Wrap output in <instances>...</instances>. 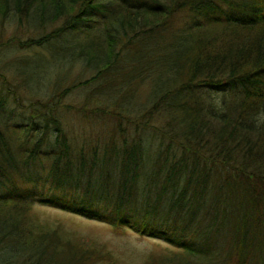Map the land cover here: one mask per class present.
Listing matches in <instances>:
<instances>
[{
	"label": "trees",
	"instance_id": "1",
	"mask_svg": "<svg viewBox=\"0 0 264 264\" xmlns=\"http://www.w3.org/2000/svg\"><path fill=\"white\" fill-rule=\"evenodd\" d=\"M91 82L74 109L111 133L86 151L60 110ZM33 193L165 239L145 264H264V0H0V264H115Z\"/></svg>",
	"mask_w": 264,
	"mask_h": 264
},
{
	"label": "rangeland",
	"instance_id": "2",
	"mask_svg": "<svg viewBox=\"0 0 264 264\" xmlns=\"http://www.w3.org/2000/svg\"><path fill=\"white\" fill-rule=\"evenodd\" d=\"M15 27L16 25L14 23H11L5 29L4 36H10L11 34H13ZM16 34L22 35L21 38H24L26 36L19 33ZM33 50H36L38 52L43 51V54L46 53L43 48L38 46L33 47ZM8 53L9 52H6L5 55H7ZM40 66L44 68V63H40ZM54 66L55 64L51 65L50 67L53 68ZM67 67V63L64 62V64H62L61 67H59L56 71L63 72L65 70V72H67ZM77 67L78 66L76 65V63H74L71 71L68 72L70 76H73V73L76 71ZM39 72L40 70L33 78V80H30V86H35V81L38 79V77L43 76V78H45V72L43 71V73L41 74H39ZM90 75V71H85L81 73L80 79L82 80L89 77ZM41 84L44 87V81H42ZM66 84L67 83H64L63 85ZM93 85V82H91L89 86H87V88H82L79 91H75L73 95L65 96L62 103L67 105V107H62V109L60 110L61 124L64 131L67 133V137L70 143L74 146L75 144H77L78 147H82L86 151H90L93 148L99 150L102 145L101 142L104 141L106 135L111 133L110 128H108L106 123L101 119H97L91 116L89 113H86L85 116H82L80 112L74 109L80 104L79 102L81 101L83 94L88 91ZM42 86L41 89H43ZM43 91L44 94H46V90L43 89ZM139 92L140 96L138 97L139 101L141 102L143 101L144 96L147 92ZM221 95L222 91L218 95L217 102H219V98ZM25 104L26 102H23L20 107L25 106ZM13 105L15 106V104ZM12 108L16 107L12 106ZM18 112L19 110L15 109L14 113L17 114ZM6 115L7 117L8 115L11 116V110L10 112H6ZM151 124H153L155 129H149L146 133L149 134L151 138L157 139L159 137V131L156 129L160 128V126L162 125V121H152ZM129 128L130 129L128 130V134L131 135L130 131L132 128ZM114 137L116 139L119 137L117 132H114ZM199 144L202 146L203 141L201 140ZM58 196L59 195H56L57 200H59ZM67 198L68 200H73L72 196H67ZM30 199H32V205L34 208L33 212L37 213L41 220H48L51 222L56 221L59 224H62L67 229L99 240L113 251V254L115 255V264H145L149 257L162 253L164 252V250L166 251L167 247L170 246V244H168L165 239H162L158 235L154 236L151 233V235L153 236H146L147 234L144 233V230L142 234L135 232V227L131 226L133 221H130L125 226L123 225V227L114 228L102 221L86 219L78 214L63 210L58 207L40 204L36 201L35 193H33ZM77 200L82 201L80 198H78ZM153 221L157 225V228L155 226L153 227V232H164L165 234L171 233L170 229H173L174 223H172L170 220L166 221L165 225L161 224V218L157 219L156 217Z\"/></svg>",
	"mask_w": 264,
	"mask_h": 264
}]
</instances>
